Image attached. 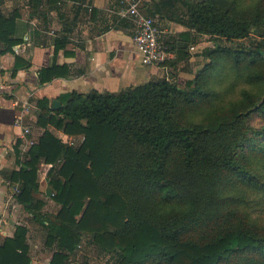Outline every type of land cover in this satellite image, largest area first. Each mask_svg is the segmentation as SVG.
Masks as SVG:
<instances>
[{"label":"trees","instance_id":"16d2710c","mask_svg":"<svg viewBox=\"0 0 264 264\" xmlns=\"http://www.w3.org/2000/svg\"><path fill=\"white\" fill-rule=\"evenodd\" d=\"M60 2L29 5L35 14ZM148 16L185 28L175 59L162 65L185 60L204 35L214 43L203 50L206 63L184 84L72 91L57 97L56 110L35 100L43 132L7 175L19 185L16 200L43 230L48 264H67L83 240L110 264H264V222L255 216L264 211V44H237L264 37V0H157ZM29 32L39 34L18 9H0V55ZM68 43L52 40L39 84L70 75L56 62L59 51L73 55ZM28 67L15 56L12 74ZM56 131L84 140L70 146ZM41 164L51 165L44 193L59 207L53 219L38 197ZM26 233L16 225L0 243V264H30Z\"/></svg>","mask_w":264,"mask_h":264},{"label":"crops","instance_id":"0c3cea01","mask_svg":"<svg viewBox=\"0 0 264 264\" xmlns=\"http://www.w3.org/2000/svg\"><path fill=\"white\" fill-rule=\"evenodd\" d=\"M129 1L133 0H62L50 7L44 4L35 14L29 6L27 16L30 19L27 21L39 34L29 32L25 41L18 44L20 48L17 53L0 55V243L5 238L12 237L17 224H23L27 228V234L33 232L30 231L34 227L33 222L27 218L28 215L18 202L16 212L12 211L11 215L12 212L6 205V197L12 184H15L8 180L7 175L10 171L19 169L17 161L24 160L30 146L43 132V129L35 124V100L47 98L52 102L57 100L60 94L72 91L83 94L93 90L119 92L128 87L164 78L184 84L192 79L205 63L203 50L209 49L207 46L210 42L202 36L197 43L191 45L197 51L190 52L189 46L188 57L176 65L166 63L159 66H142L132 44L133 24L119 15V11ZM156 1L139 0L140 11L150 15ZM6 3L0 0L2 12ZM18 11L23 16L21 10ZM159 21L167 31L165 40L172 49L171 61L175 59V36L184 32L185 28L166 20ZM55 37L66 38L69 42L65 50L73 55L67 56L63 51H59L56 62L58 65L68 66L70 75L39 84L38 74L51 61L52 40ZM15 56L28 62L29 67L18 69L12 74ZM25 129L28 132H25ZM55 134L65 144H68L71 138L59 131ZM40 167L44 172L43 179L40 182L38 180V196L45 204H49V196L45 195V190L42 191L41 184L44 181L46 184V173L50 167L41 164L37 174ZM44 187L46 189V185ZM34 238H31V235L26 238L30 264H42L40 260L44 257L46 258L43 264H48L51 252H37L39 246ZM44 251H47L45 247Z\"/></svg>","mask_w":264,"mask_h":264},{"label":"built area","instance_id":"2783aa9c","mask_svg":"<svg viewBox=\"0 0 264 264\" xmlns=\"http://www.w3.org/2000/svg\"><path fill=\"white\" fill-rule=\"evenodd\" d=\"M119 15L122 18L130 20L133 24L132 44L142 66H159L173 58L169 44L165 40L166 29L157 18L145 15L140 11L139 0L127 2L126 6L119 11ZM19 48L20 45L14 46V52L17 53ZM189 50L190 52L197 51L194 46H190ZM25 132H28V130L25 129ZM83 140V136L71 137L69 138L68 145L77 146ZM47 166L51 167V165ZM12 185L10 193L6 197V205L10 208V212H16L18 206L16 198L19 194V185L17 183ZM51 196H53V193L47 199L49 203L53 204ZM13 212L11 215H13ZM28 235L26 233L27 239Z\"/></svg>","mask_w":264,"mask_h":264},{"label":"rangeland","instance_id":"374dc122","mask_svg":"<svg viewBox=\"0 0 264 264\" xmlns=\"http://www.w3.org/2000/svg\"><path fill=\"white\" fill-rule=\"evenodd\" d=\"M4 1L7 2L5 4V6H7V7H5V6L2 7L3 11H4L3 13L10 14L12 12V10L17 8V9L21 10V13L23 15V16H21V18L23 21H27L28 19H30L27 16V13L29 11V6H30L29 0H20V1H18V0H4ZM204 38H205V40L210 42V43H208L207 47H209L210 49L214 48V45H213L214 43L209 39V36L204 35ZM255 41H258V42L264 44V37H260L257 34L251 33L249 38H246L244 40H240L237 42V44L241 43L243 45H246V44L251 45L252 44L251 42H255ZM263 50H264V48H263ZM197 54H200V53H197ZM261 123H263L262 119L260 117H258L257 115H254L252 118V124L255 126H259ZM43 172H44V169L42 167H40V172H39V174H37L39 182L43 179V175H42ZM45 185L46 184L44 181L43 184H41L42 191L45 190V187H44ZM38 197H40V196H38ZM43 210H44L45 215H47V218L53 219V216L57 212L58 208L55 204L49 203V204H45V207ZM255 216H258V218L264 222V211H258V213H255ZM27 218H30L29 220H31V216H27ZM33 226L34 227H32V229H30V231H33L34 233L29 232V235H31V238L35 237L34 240L36 242H38L37 244L39 246V249H37L36 251L38 252V250H40V252H51L47 247L44 246L43 230L40 228V226L36 222H33ZM33 228H35V230ZM44 247L47 249V251H44ZM44 258H46V257H44ZM44 258L40 260L42 264L44 263L43 262ZM112 260L113 259L111 258V255L100 254L90 242L83 240V242L81 243L80 247L78 248L76 254L74 256H72L70 258V260L68 261V264H110L112 262Z\"/></svg>","mask_w":264,"mask_h":264},{"label":"water","instance_id":"95a60500","mask_svg":"<svg viewBox=\"0 0 264 264\" xmlns=\"http://www.w3.org/2000/svg\"><path fill=\"white\" fill-rule=\"evenodd\" d=\"M51 107H52V109H58V108H60L61 107V104H60V102L58 101V100H53L52 102H51Z\"/></svg>","mask_w":264,"mask_h":264}]
</instances>
